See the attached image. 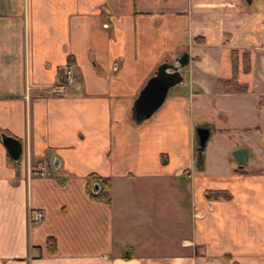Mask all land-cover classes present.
Wrapping results in <instances>:
<instances>
[{
  "label": "crops",
  "instance_id": "crops-1",
  "mask_svg": "<svg viewBox=\"0 0 264 264\" xmlns=\"http://www.w3.org/2000/svg\"><path fill=\"white\" fill-rule=\"evenodd\" d=\"M184 54L135 124L139 92ZM2 132L21 156L0 138V264H264V0H0Z\"/></svg>",
  "mask_w": 264,
  "mask_h": 264
},
{
  "label": "water",
  "instance_id": "water-1",
  "mask_svg": "<svg viewBox=\"0 0 264 264\" xmlns=\"http://www.w3.org/2000/svg\"><path fill=\"white\" fill-rule=\"evenodd\" d=\"M188 63V56L183 55L172 64L163 63L157 67L153 76L146 82L145 86L139 92L131 108V120L135 124H141L149 120L153 114L163 105L169 90L182 81L180 70ZM198 147L197 151L201 154L209 138V131L197 130ZM1 143L13 162H18L21 156V143L10 136L1 134ZM242 153L234 155L238 164H241L240 157ZM54 171L59 169L58 161L52 164ZM98 191L96 185L93 186V193Z\"/></svg>",
  "mask_w": 264,
  "mask_h": 264
},
{
  "label": "trees",
  "instance_id": "trees-1",
  "mask_svg": "<svg viewBox=\"0 0 264 264\" xmlns=\"http://www.w3.org/2000/svg\"><path fill=\"white\" fill-rule=\"evenodd\" d=\"M232 56H233V68H234L233 72L235 75V73H236L235 57L237 56V54L233 52ZM243 56L246 57V54H244ZM247 61H248V59H247ZM70 64H71V60L69 59L67 62V65L65 67L66 69L59 70L58 83L61 84V82H64L65 72H66L67 68H69ZM243 68H244L245 72H247L249 70V66H247V64H243ZM62 84H64V83H62ZM223 85L225 87L230 88V89L235 90V91H244L246 89L244 86H240L236 83L235 76H233V78L231 80L223 82ZM1 134H4V132L0 133V136H1ZM195 155H196L197 161H199V162L203 161L202 153L199 154L196 149H195ZM87 180L90 183H94V185H97V187H98L97 195L94 196V198L101 200V201L105 202L107 205H109L110 204V179L105 178V177H101V176H97L95 174H90L89 176H87ZM205 196H206V199L208 201H213V200H218V199H228L229 198V195L226 192H222V191H207L205 193ZM47 246L50 249V251H54L55 244L53 243V240L48 239L47 240ZM232 264H237V263L233 262Z\"/></svg>",
  "mask_w": 264,
  "mask_h": 264
},
{
  "label": "built area",
  "instance_id": "built-area-1",
  "mask_svg": "<svg viewBox=\"0 0 264 264\" xmlns=\"http://www.w3.org/2000/svg\"><path fill=\"white\" fill-rule=\"evenodd\" d=\"M75 77L73 71L71 69H67L65 72V82L64 84H58V88L62 91L64 85H71L74 83ZM50 175V172L47 171L46 167H42V169L37 173L39 178H46ZM43 219V215L41 213H32L29 215V222H39Z\"/></svg>",
  "mask_w": 264,
  "mask_h": 264
},
{
  "label": "rangeland",
  "instance_id": "rangeland-1",
  "mask_svg": "<svg viewBox=\"0 0 264 264\" xmlns=\"http://www.w3.org/2000/svg\"><path fill=\"white\" fill-rule=\"evenodd\" d=\"M196 125L198 126V125H201V124H200V122H197Z\"/></svg>",
  "mask_w": 264,
  "mask_h": 264
}]
</instances>
